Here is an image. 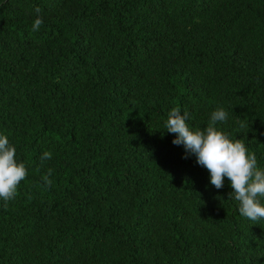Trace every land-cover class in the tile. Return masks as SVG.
<instances>
[{"label": "trees", "instance_id": "obj_1", "mask_svg": "<svg viewBox=\"0 0 264 264\" xmlns=\"http://www.w3.org/2000/svg\"><path fill=\"white\" fill-rule=\"evenodd\" d=\"M217 106L264 164V0H0V131L27 168L0 264H264V220L164 130Z\"/></svg>", "mask_w": 264, "mask_h": 264}, {"label": "clouds", "instance_id": "obj_2", "mask_svg": "<svg viewBox=\"0 0 264 264\" xmlns=\"http://www.w3.org/2000/svg\"><path fill=\"white\" fill-rule=\"evenodd\" d=\"M35 18L31 30H39L43 21L41 9H33ZM228 117L223 106L211 111L204 127L190 126L186 111L172 107L166 114L164 130L174 134L172 143L183 146L185 153L194 155L196 163L208 173V181L216 189L223 187L225 178L232 189L230 198L236 202L239 214L253 222L264 220V164H259L257 156L248 150L240 138H233L219 124ZM52 159L50 151H43L40 160ZM48 174L43 177L50 183ZM27 176L24 162L16 155V147L8 135L0 131V203L5 207L17 193L18 185Z\"/></svg>", "mask_w": 264, "mask_h": 264}]
</instances>
